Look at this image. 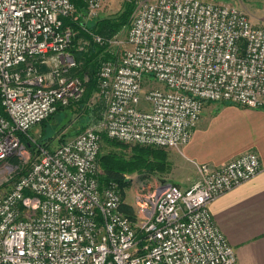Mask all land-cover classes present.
<instances>
[{"label": "built area", "instance_id": "built-area-1", "mask_svg": "<svg viewBox=\"0 0 264 264\" xmlns=\"http://www.w3.org/2000/svg\"><path fill=\"white\" fill-rule=\"evenodd\" d=\"M81 1L0 0V167L28 153L21 134L36 141V124L83 96L72 23L95 19L104 0ZM85 30L109 48L122 42ZM125 41L98 71L103 131L39 146L29 170L0 189V264H239L210 205L261 171L257 151L196 163L195 183L162 182L139 196L134 216L121 210L118 184L101 181L98 160L103 132L181 149L208 102L264 109V23L230 3L152 0L131 14Z\"/></svg>", "mask_w": 264, "mask_h": 264}, {"label": "rangeland", "instance_id": "rangeland-1", "mask_svg": "<svg viewBox=\"0 0 264 264\" xmlns=\"http://www.w3.org/2000/svg\"><path fill=\"white\" fill-rule=\"evenodd\" d=\"M146 1H152V0H104L103 7L101 11L98 13L96 18H104V17H110L115 14H118L119 12H122L126 9L128 4H133V11L142 3ZM220 1L224 3H230L239 6L242 10H244L249 19L254 24H260L264 23V0H215ZM131 16V15H130ZM126 34H127V28H125L122 32H120L118 35L119 39L122 40L120 44H112L110 46V49L112 50L111 53H116L117 51H122L125 47H127L126 43ZM80 41V40H79ZM77 46V45H76ZM89 48V45H87L83 51L87 50ZM82 51V50H81ZM81 52H77L76 60L78 61V56ZM79 63V62H78ZM51 66L54 65V62L50 63ZM85 78V90L82 96V99L86 100L85 104H88L90 108L99 107L96 113H91L92 117L91 119H83V112L78 107V105H73L70 108H66L59 112L56 119L48 121L49 125L46 126L45 122L47 123V120L44 123H39L34 126L30 134L35 140H44L46 135V131L44 130L46 128L53 127V132L55 135L51 134L48 135V137H53L51 148H56L57 146L63 144L64 142H67L71 138H73L80 130H82L85 126L86 127H94L100 131H103L102 127V118H103V102L100 100L96 94V92L88 99H86V94L88 89L86 88V82L88 81V76L85 74L83 79ZM154 86L157 87H163L161 83L154 81ZM208 104H215L213 107L212 105H209L205 109L204 116L202 115L201 121L199 123V126L202 125L203 119H204V125H208L211 123H215V125L219 126L217 128V133L214 134L209 141L213 144L214 149L224 150V149H231L235 147L237 144V135L235 133V128L239 125V121L236 119V115L232 110L227 109L222 114H218L216 119L212 118V115L218 112V110L225 105H228L225 102H208ZM264 110V109H263ZM210 119L212 121L210 122ZM49 120V119H48ZM223 125L224 127H222ZM107 138L116 141V142H122V144H125L127 146H132L135 144H129L126 142H123L121 140L110 138L107 136ZM111 140H103L100 155H99V172L100 175H104V170L102 167V164L100 162V157L103 153L108 151H117L122 152L124 151L121 147V145H111ZM140 145V144H139ZM147 146V145H142ZM153 147L156 149L163 150L165 152V158L164 163L166 164L164 167L156 165L153 169L150 170H135V171H128L125 174L126 177V183H123L121 187L119 186L121 193H122V205L121 210L130 216H134L137 211V205L136 201L138 200L139 196H142L144 193H149L154 190V188L162 182H175L177 184H181L182 186L184 183L187 182V174L188 171L184 170V164H190L191 166H194L193 163H191L190 160H187L184 156V148L178 149V148H164V147H154V146H148ZM35 159V153L32 152L30 149L28 150V153L24 156H15L13 158H10L5 162V164L0 167V189L5 190L6 188H10L16 180H18L23 174H25L32 162ZM195 167V166H194ZM163 182V183H164Z\"/></svg>", "mask_w": 264, "mask_h": 264}, {"label": "crops", "instance_id": "crops-1", "mask_svg": "<svg viewBox=\"0 0 264 264\" xmlns=\"http://www.w3.org/2000/svg\"><path fill=\"white\" fill-rule=\"evenodd\" d=\"M227 104L212 118L220 116L221 109L223 112L229 109L235 113L239 121L235 128V147L215 150L209 139L217 133L219 126L214 122L204 125L203 119L202 125L194 130L191 140L183 147L184 156L195 166L184 164V170L188 171V180L184 183L186 186L170 183L188 188L199 178L196 163L220 165L246 151H257L261 159V171L251 180L217 197L211 203L210 210L216 224L235 248L239 264H264V110ZM209 105L215 107V104L206 103L203 117Z\"/></svg>", "mask_w": 264, "mask_h": 264}, {"label": "trees", "instance_id": "trees-1", "mask_svg": "<svg viewBox=\"0 0 264 264\" xmlns=\"http://www.w3.org/2000/svg\"><path fill=\"white\" fill-rule=\"evenodd\" d=\"M74 1H76L79 7L84 5L81 0ZM132 10L133 4H128L125 10L113 16L95 18L86 22L85 24L72 23V25L75 27V30H78V32L73 39L74 45L72 46L71 50L74 55L77 54V52L81 53L78 56V66L71 70V74L80 76L82 78L85 76V74L88 76V81L86 82V88L88 89L86 99L90 98L98 90V71L101 63L103 61L113 59L114 54L111 53L112 50L107 44H99L93 41V39L87 34L85 28L101 35L105 39L112 38L128 27ZM65 21L68 22V19ZM82 38H89L90 40L89 48H87L85 51H79L76 48L78 41ZM85 103L86 100L81 98L79 101L72 103L67 108L77 104L83 112V119H91V113H96L99 107L95 106L94 108H90L88 104ZM64 109L66 108L59 107L53 114L48 116L41 123H44L47 120V123L45 122V124L46 126L49 125L48 121L50 122V120L56 119L59 112ZM52 128L53 127H45L44 130L46 131L47 136H44V140L33 141L30 136L26 134H21V139L25 145L35 154L38 153L39 146L47 147L52 150L53 148H51V143L55 136L48 137V135L51 134L55 135ZM85 128L87 127L85 126L82 130ZM82 130H80V132ZM103 140L106 141L111 139L107 138L106 133L103 132L102 141ZM110 144L117 146L121 145L124 151H108L101 155L100 162L104 170V175L101 178L103 183H117L121 187L123 183H126L125 174L128 171L150 170L156 165L161 167L166 165L164 163L165 152L163 150L142 146L139 144L127 146L122 144V142H116L113 140H111Z\"/></svg>", "mask_w": 264, "mask_h": 264}]
</instances>
